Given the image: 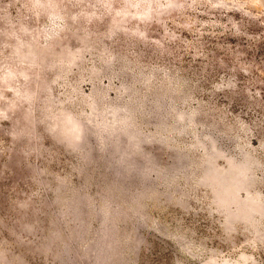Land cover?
<instances>
[{
	"label": "rangeland",
	"instance_id": "374dc122",
	"mask_svg": "<svg viewBox=\"0 0 264 264\" xmlns=\"http://www.w3.org/2000/svg\"><path fill=\"white\" fill-rule=\"evenodd\" d=\"M0 264H264V0H0Z\"/></svg>",
	"mask_w": 264,
	"mask_h": 264
}]
</instances>
